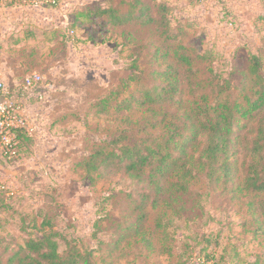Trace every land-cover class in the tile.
<instances>
[{"label": "rangeland", "instance_id": "rangeland-1", "mask_svg": "<svg viewBox=\"0 0 264 264\" xmlns=\"http://www.w3.org/2000/svg\"><path fill=\"white\" fill-rule=\"evenodd\" d=\"M51 1L56 9L27 5L22 28L34 34L32 40L16 43L21 38L12 30L0 42L5 94L0 105L15 109L33 137L23 158L9 161L0 155V185L13 196L0 208V264L26 238L50 233L60 253L75 247L90 253L93 264H200L199 254L214 264H264V217L258 208L264 206V193L241 189L260 116L243 120L234 131L212 179L194 169L186 192H165L156 206H151L154 191L115 165L89 174L81 166L100 142L121 136L127 143L157 133L136 104L119 109L115 102L159 85L157 72L168 64L176 67L160 56L164 44L154 25H112L96 18L95 10L125 14L135 8L138 14L147 6L155 16L156 6L164 3L178 43L198 57L192 67L197 79L213 85L226 80L233 93L249 79L251 54L261 58L264 73V0ZM33 74L42 81L27 88L25 78ZM132 74L136 78L118 100L99 111L95 104ZM186 87L181 82L183 98ZM217 90L206 91L215 96ZM164 107L173 112L178 106ZM204 142L205 136H198L189 153L197 156ZM144 193L149 198H142Z\"/></svg>", "mask_w": 264, "mask_h": 264}, {"label": "trees", "instance_id": "trees-1", "mask_svg": "<svg viewBox=\"0 0 264 264\" xmlns=\"http://www.w3.org/2000/svg\"><path fill=\"white\" fill-rule=\"evenodd\" d=\"M31 3L46 5L47 8L56 9L57 2L49 0H18L6 1L4 7H24ZM0 5L1 1H0ZM168 7L164 3L156 6L155 16H151L149 8H139L138 14L130 10L119 14L114 8L97 9L93 13L96 18H107L112 25H125L131 22L154 25L163 39L165 52L160 53L164 58H171L176 67L168 64L164 70L157 72L162 82L150 88L130 94L127 98L115 102L119 109H130L136 104L143 111V121L157 133L148 135L135 141L123 142L118 136L108 143L100 142L92 148L82 167L89 172L96 171L108 164L115 165L131 180L145 183L150 187L155 197L151 206H156L158 198L165 192L188 190V184L194 178V169L206 171L209 178L222 168L219 165L221 157L229 153L232 145V135L243 120L261 117L256 126V135L250 143L248 154L251 160L244 170L241 189L251 193H264V170L259 169L264 162V73H262V60L259 56L251 54L249 57V79L241 83V87L233 93L226 80L223 84L213 85V81L198 80L193 71V62L198 57L190 48L178 43V36L173 32L168 19ZM82 16L78 14L79 18ZM32 32H25V38L33 39ZM35 37V36H34ZM27 40V39H26ZM134 67V64H133ZM136 78L133 74L129 80H122L119 87L102 97L96 108L106 112L110 102L118 100V95L124 91L130 81ZM181 82L186 84L187 95L182 97ZM246 82V83H244ZM244 83V84H243ZM215 87L217 95L212 96L207 88ZM227 92L226 97H221ZM232 94V95H229ZM114 96V97H113ZM165 104H175L178 107L171 112L164 107ZM94 105V107H95ZM14 147V156H3L6 160L23 158V151L33 145V137L24 125L11 130ZM205 136V142L199 154L189 153L195 147L197 137ZM22 155V156H21ZM142 198H149L142 194ZM13 197L9 190L0 188V208ZM261 215L264 217V206L259 205ZM140 211L138 216L142 221L145 217L143 204L136 206ZM3 210V209H2ZM198 260L214 264L207 256L199 254ZM190 261L187 263L189 264ZM5 264H93L90 253H81L75 247L68 248L60 253L54 234H45L40 239L26 238L24 246L19 248ZM253 264H257L254 262Z\"/></svg>", "mask_w": 264, "mask_h": 264}, {"label": "built area", "instance_id": "built-area-1", "mask_svg": "<svg viewBox=\"0 0 264 264\" xmlns=\"http://www.w3.org/2000/svg\"><path fill=\"white\" fill-rule=\"evenodd\" d=\"M1 4L0 6H3V3L6 1H18V0H0ZM42 81V77L33 74L30 76H27L25 78V85L27 88H31L32 86H36L40 84ZM2 83H0V96L5 97L4 95V89H3ZM17 111L13 108H11L10 105L4 102L3 105H0V153L3 156H6L7 154H10V157L14 156V147L16 143L13 141V136H12V129H15L19 126L24 125V121L22 119H19L16 117ZM29 132V129H28ZM29 134H31L29 132ZM0 188L3 189L4 187L0 185ZM200 264H207L204 263L203 260L199 261L197 260Z\"/></svg>", "mask_w": 264, "mask_h": 264}, {"label": "crops", "instance_id": "crops-1", "mask_svg": "<svg viewBox=\"0 0 264 264\" xmlns=\"http://www.w3.org/2000/svg\"><path fill=\"white\" fill-rule=\"evenodd\" d=\"M27 6L24 7H4L0 6V42H4L5 34H11L17 31L20 36V41L16 43H26L32 39L25 38L26 28L23 29V21H25L24 16H29L28 11L26 10ZM34 25V28L38 27V24H31ZM35 38V37H34ZM6 81V80H5Z\"/></svg>", "mask_w": 264, "mask_h": 264}]
</instances>
